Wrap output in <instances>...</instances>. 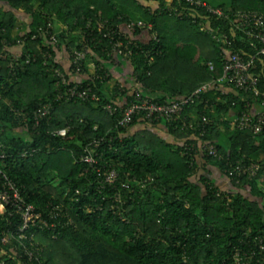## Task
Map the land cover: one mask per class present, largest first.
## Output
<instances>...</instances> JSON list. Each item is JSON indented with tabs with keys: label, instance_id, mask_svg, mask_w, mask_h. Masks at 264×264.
Segmentation results:
<instances>
[{
	"label": "trees",
	"instance_id": "trees-1",
	"mask_svg": "<svg viewBox=\"0 0 264 264\" xmlns=\"http://www.w3.org/2000/svg\"><path fill=\"white\" fill-rule=\"evenodd\" d=\"M165 4L166 0H0V55L6 45L19 55V64L12 70L9 60L0 58V140L8 154L3 167L27 202L45 216L48 203H60L73 221L66 224L68 218L62 215L55 230L36 232L35 243L45 264H264L259 243L260 239L264 243V130L253 135L230 124L247 109V101L261 98L235 88L225 93L214 88L186 106L187 120H200L201 115L211 119L202 139L214 143L223 159L195 150L183 154L184 141L197 146L198 139L190 136L198 132L183 130L182 122H165L176 137L172 142L148 128L135 131L141 122L137 118L130 126L118 128L120 112L111 115L103 107L120 95L126 103L135 100V94L122 90L119 83L115 87L108 83V63L116 58L131 62L143 97L163 103L189 96L203 83L219 79L226 51L256 56L248 36L233 28L230 20L210 16L203 8H189L184 2L179 6L185 15H170L164 11ZM222 8L264 13V0H233L231 7ZM22 10L29 21L24 31L15 34ZM53 13L56 22L70 27L59 35L58 48L65 46L71 53L86 43L83 71L89 72L88 65L94 62L102 66L103 75L109 74L79 83L91 85L100 101L57 98L77 82L68 75L69 84L57 86L52 68L62 66L56 47L44 38L31 39ZM132 20L152 23L159 41L138 38L143 30L137 29L130 32L132 55H115L113 38L101 34L97 22L124 32ZM209 30L226 33L230 42H217ZM153 31H148L149 36ZM26 35L23 45L17 46V39ZM15 47L19 50L14 51ZM47 51L51 58L44 56ZM256 63L264 84V63L258 56ZM48 102L54 106L51 117L34 128L32 112ZM12 107L27 116H16ZM63 127L69 128L66 136L51 133ZM98 137L104 141L95 168L80 157ZM24 149L36 151L22 157ZM238 160L256 162L260 169L252 178L231 179V189L218 186L206 174L192 178L209 164L229 177L226 169ZM98 168L101 174L116 168L117 181L101 187ZM116 193L122 203L114 200ZM19 223L17 215L0 214V252H7L2 255L4 264H20L17 255L26 259L18 242L2 243L7 231H16ZM13 248L18 253L15 257L9 254Z\"/></svg>",
	"mask_w": 264,
	"mask_h": 264
},
{
	"label": "built area",
	"instance_id": "built-area-1",
	"mask_svg": "<svg viewBox=\"0 0 264 264\" xmlns=\"http://www.w3.org/2000/svg\"><path fill=\"white\" fill-rule=\"evenodd\" d=\"M177 1L178 4H174ZM186 4L187 7L197 9L203 8L210 15L217 18H223L230 20L233 24V28L242 31L250 39L251 45L257 50L256 56L261 59L264 63V13L259 10H247L240 9L235 11L225 10L222 7H213L206 3L204 0H166L164 11H168L170 15H185V9H182L179 4ZM184 8V7H183ZM57 14L53 15L48 19V21L41 27H39L36 32L31 36V39L44 38L58 48L60 43L59 35L63 32H68L70 27L60 21H57ZM57 24V28H56ZM126 28L128 32H122L121 29L109 26L105 21L97 22L98 31L106 37L113 38L112 42V53L115 55L123 54L125 57H130L132 55V49L129 47L133 44L132 38L130 39V32H134L137 29L153 31V24L147 23L144 20H132L127 25ZM93 32V31H92ZM212 37L217 42H222L228 44L229 38L226 33H220L218 30H209ZM124 37L127 39V43L122 39ZM150 38H154L159 41L158 34L156 31L150 33ZM27 35L24 37H19L17 39V46H22ZM87 44L83 42V48L72 49L71 56V68L75 73H85L83 71L82 58L86 55ZM5 52L0 55L2 59H8V66L12 70L14 66L19 64V55L10 51V45L4 47ZM46 58H51L52 54L50 52H44ZM256 56L247 57L240 52L226 51L225 61L223 66V73L221 77L217 80H211L203 83L198 87L191 95L178 97L172 99L168 102H158L150 97H143L139 91L138 87H135L132 94H135V100L130 103H126L121 100V95L116 97L117 101H109L103 105L104 109L107 110L111 115L120 112V117L117 120L118 128H126L132 124L135 118L146 124H156L161 122H167L172 124L173 122H182V129L185 131H197L198 133H193L191 138L198 139L197 146L193 142L184 141L183 154L190 152L191 150L199 151V153H205L208 156L214 158L223 159V155L218 150L217 146L205 139H202L207 133L206 126L211 122V119L206 115H201V119L187 120L184 115L185 108L188 104L192 103L195 98L199 97L203 92H207L211 89H220L222 93L234 90L251 93L255 97L261 98V101L251 102L247 101L245 110H242L240 114L236 115L232 121L231 125L235 128L248 130L253 135H258L264 130V84H261L262 74L258 69L256 63ZM31 61L30 56L26 59V62ZM92 65V72L89 78L100 79L109 76L108 73L104 75L101 73L102 66H97L94 62L90 63ZM209 65L213 67L210 62ZM263 70V69H262ZM54 75L58 78L56 85H68L69 78L68 74L60 67L52 68ZM83 80L76 81L77 83L73 86L68 87L65 92H60L58 94L59 99L64 98L67 101L73 99H81L83 101L94 100L100 101L101 96L92 89L91 85L86 87L79 86ZM123 90V86H120ZM231 89V90H230ZM1 92V91H0ZM1 94V93H0ZM111 94L113 91L111 90ZM218 99L220 96L217 97ZM16 116H27V113L22 109L13 108ZM54 110L52 102H48L37 108L32 112V118L34 120V128L39 126L41 122L45 119H49ZM97 125H95V128ZM69 128L63 127L51 131L53 135L66 136ZM104 137L93 139L85 148L84 153L81 155L80 160L88 163L93 167H97L100 158V152L98 148L102 145ZM36 149H24L21 152L22 157H26L35 152ZM12 156V155H11ZM8 157L6 151H4V144L0 140V214L17 215L19 216L20 223L16 231H7V233L2 238V243L7 244L14 240L18 242L22 248L24 256L17 255L20 264H45L40 257V250L37 247L38 244L35 243L36 232L43 231L45 229L55 230L59 225L58 219L63 215H66L63 205L52 204V202L47 204L48 215H44V211L38 209V207L27 202V200L22 196L19 187L16 185L14 180L8 175L3 167L4 160ZM231 163V162H230ZM260 169V165L256 162L245 163L243 160H238L231 163L226 169L230 179L235 178L238 182L240 178L247 176L252 178L257 175ZM98 172L101 174V169L98 168ZM102 182L101 187L106 185H113L118 179V171L116 168H109L101 174ZM79 192V190H77ZM114 200L122 203V197L119 193L115 194ZM114 205H112V208ZM69 216V215H68ZM68 218V217H67ZM72 219L68 218L66 224H71ZM53 238L56 235L53 234ZM262 250H264L263 240H259ZM4 252H0V264H4L5 260L2 258ZM16 254H18L16 252ZM237 260H240V252H236Z\"/></svg>",
	"mask_w": 264,
	"mask_h": 264
},
{
	"label": "crops",
	"instance_id": "crops-1",
	"mask_svg": "<svg viewBox=\"0 0 264 264\" xmlns=\"http://www.w3.org/2000/svg\"><path fill=\"white\" fill-rule=\"evenodd\" d=\"M20 16V23L21 22H28L29 16L26 14L24 10L21 11L19 14ZM23 19V20H21ZM21 30L25 29V26L23 24H19ZM123 29L128 32L127 28L124 26ZM138 38L142 40H146L149 38V33L147 30H143L139 35ZM14 51L19 50L18 47L13 48ZM57 52V61L60 63L62 68L66 71V73L69 75L70 79L74 81H80V80H86L89 78L91 72H92V65L89 63L88 70L89 72L85 73H75L71 68V56L69 50L65 46H61L59 48H56ZM116 58V57H115ZM110 67V74L111 79L109 80L110 87H115L118 83L120 86H123V88H126L130 91H132L135 87H137V83L135 78L133 77L134 68L130 61L126 59H118L114 60L113 62H109ZM231 90V89H230ZM136 130H142L145 128H148L150 130H153L155 132H158L165 138H167L170 141H175L176 137L173 135L168 127L166 126L165 122L156 123L155 125L146 124L143 122L137 123L135 126ZM222 130L225 129V127L221 126ZM201 174H206L210 176L218 186L224 188V189H231L233 187L232 181L229 177H227L224 173L221 172L220 169H218L216 166L213 165H207V167H201L199 170V173L194 175L192 178L194 180L199 179ZM6 252V251H3ZM7 253V252H6ZM9 254H11L12 257H15L16 251L13 248L9 251Z\"/></svg>",
	"mask_w": 264,
	"mask_h": 264
},
{
	"label": "rangeland",
	"instance_id": "rangeland-1",
	"mask_svg": "<svg viewBox=\"0 0 264 264\" xmlns=\"http://www.w3.org/2000/svg\"><path fill=\"white\" fill-rule=\"evenodd\" d=\"M204 1H206V3H208L209 5H211L213 7H223V6H226V7L229 8V7H231L233 0H204ZM20 13L21 12L18 13V16H19ZM19 19H20V16H19ZM21 20H23V19H21ZM21 23L23 24V26H25V29H26V24H25L26 22L25 23L24 22H21ZM19 29H20V25L17 28V30L14 31V33L15 34H20L21 31H24L25 30V29H23V30H19ZM50 174H54V172L51 171Z\"/></svg>",
	"mask_w": 264,
	"mask_h": 264
}]
</instances>
